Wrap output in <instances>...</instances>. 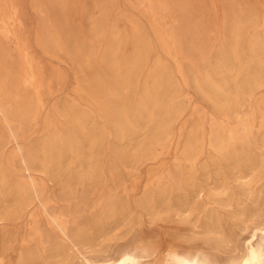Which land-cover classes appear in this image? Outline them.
I'll return each instance as SVG.
<instances>
[{
  "label": "rangeland",
  "instance_id": "374dc122",
  "mask_svg": "<svg viewBox=\"0 0 264 264\" xmlns=\"http://www.w3.org/2000/svg\"><path fill=\"white\" fill-rule=\"evenodd\" d=\"M264 228V0H0V264H232Z\"/></svg>",
  "mask_w": 264,
  "mask_h": 264
},
{
  "label": "bare ground",
  "instance_id": "6f19581e",
  "mask_svg": "<svg viewBox=\"0 0 264 264\" xmlns=\"http://www.w3.org/2000/svg\"><path fill=\"white\" fill-rule=\"evenodd\" d=\"M248 253L240 260L232 264H264V228H258L254 236L247 241ZM86 264H126L124 255L109 259L108 261L98 262L86 259ZM167 264H211L198 256L185 257L177 253L169 254Z\"/></svg>",
  "mask_w": 264,
  "mask_h": 264
}]
</instances>
